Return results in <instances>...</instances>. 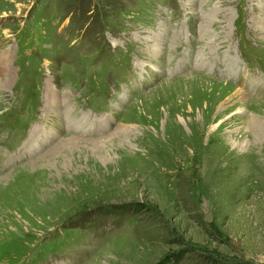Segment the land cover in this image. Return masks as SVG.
I'll return each mask as SVG.
<instances>
[{"label": "rangeland", "instance_id": "rangeland-1", "mask_svg": "<svg viewBox=\"0 0 264 264\" xmlns=\"http://www.w3.org/2000/svg\"><path fill=\"white\" fill-rule=\"evenodd\" d=\"M0 264H264V0H0Z\"/></svg>", "mask_w": 264, "mask_h": 264}, {"label": "bare ground", "instance_id": "bare-ground-1", "mask_svg": "<svg viewBox=\"0 0 264 264\" xmlns=\"http://www.w3.org/2000/svg\"><path fill=\"white\" fill-rule=\"evenodd\" d=\"M183 35V34H182Z\"/></svg>", "mask_w": 264, "mask_h": 264}]
</instances>
